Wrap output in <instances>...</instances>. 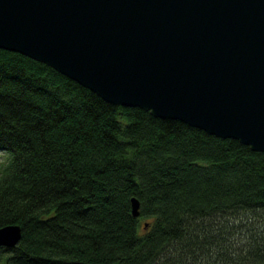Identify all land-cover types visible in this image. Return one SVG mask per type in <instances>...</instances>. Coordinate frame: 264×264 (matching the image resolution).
I'll list each match as a JSON object with an SVG mask.
<instances>
[{
	"label": "trees",
	"instance_id": "16d2710c",
	"mask_svg": "<svg viewBox=\"0 0 264 264\" xmlns=\"http://www.w3.org/2000/svg\"><path fill=\"white\" fill-rule=\"evenodd\" d=\"M0 154V264H264V153L1 48Z\"/></svg>",
	"mask_w": 264,
	"mask_h": 264
},
{
	"label": "water",
	"instance_id": "95a60500",
	"mask_svg": "<svg viewBox=\"0 0 264 264\" xmlns=\"http://www.w3.org/2000/svg\"><path fill=\"white\" fill-rule=\"evenodd\" d=\"M0 48L264 153V0H0ZM20 230L1 227L0 246Z\"/></svg>",
	"mask_w": 264,
	"mask_h": 264
},
{
	"label": "rangeland",
	"instance_id": "374dc122",
	"mask_svg": "<svg viewBox=\"0 0 264 264\" xmlns=\"http://www.w3.org/2000/svg\"><path fill=\"white\" fill-rule=\"evenodd\" d=\"M3 158H4L3 155L0 154V163L2 162V160H4Z\"/></svg>",
	"mask_w": 264,
	"mask_h": 264
}]
</instances>
